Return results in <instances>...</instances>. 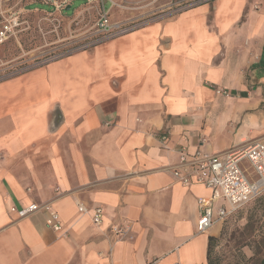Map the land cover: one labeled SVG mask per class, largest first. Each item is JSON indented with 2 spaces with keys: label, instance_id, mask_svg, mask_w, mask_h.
Listing matches in <instances>:
<instances>
[{
  "label": "crops",
  "instance_id": "crops-1",
  "mask_svg": "<svg viewBox=\"0 0 264 264\" xmlns=\"http://www.w3.org/2000/svg\"><path fill=\"white\" fill-rule=\"evenodd\" d=\"M258 139L264 0L202 2L0 80V264H210L212 190L174 170ZM46 202L62 233L10 211Z\"/></svg>",
  "mask_w": 264,
  "mask_h": 264
},
{
  "label": "rangeland",
  "instance_id": "rangeland-1",
  "mask_svg": "<svg viewBox=\"0 0 264 264\" xmlns=\"http://www.w3.org/2000/svg\"><path fill=\"white\" fill-rule=\"evenodd\" d=\"M203 1L105 0V4L113 20L143 25ZM60 4L64 6L57 10ZM101 6V0H0V31L6 25L12 28L0 40V80L101 44L95 28ZM263 204L264 195L221 223L214 249L220 264H254L255 252L261 253L258 260L263 257ZM245 238L247 246L242 245Z\"/></svg>",
  "mask_w": 264,
  "mask_h": 264
},
{
  "label": "built area",
  "instance_id": "built-area-1",
  "mask_svg": "<svg viewBox=\"0 0 264 264\" xmlns=\"http://www.w3.org/2000/svg\"><path fill=\"white\" fill-rule=\"evenodd\" d=\"M207 1L211 0L203 2ZM101 2L102 6L95 24L96 34L100 36L97 40L106 41L119 37L140 26L130 21L113 20L105 0ZM111 3L113 7L114 2ZM63 6L64 4H60L56 8L61 10ZM10 30L12 28L4 26L0 31V40ZM218 93L230 95L226 91ZM174 174L185 185L191 184L193 177L197 183L212 190L210 197H202L198 201L197 228L200 232H206L216 223L225 222L240 208L264 193V139L249 141L222 154H207L201 150L191 154L183 152ZM220 200H223V204L217 206ZM79 209L81 212L85 211L84 206H80ZM10 211L17 214L20 219L36 212H45L47 226L57 233L64 231L61 216L50 202L33 203L25 207L12 206ZM103 215V209L97 207L93 213V223L100 225ZM122 233L126 232L122 230Z\"/></svg>",
  "mask_w": 264,
  "mask_h": 264
},
{
  "label": "trees",
  "instance_id": "trees-1",
  "mask_svg": "<svg viewBox=\"0 0 264 264\" xmlns=\"http://www.w3.org/2000/svg\"><path fill=\"white\" fill-rule=\"evenodd\" d=\"M263 195H264V193L261 196H259L258 198H256L255 200L251 201V202L256 201L257 199H259ZM263 208H264V204H263ZM239 210H241V208ZM243 240H246V241L242 242V245L243 246L249 245V242H248L247 238H245ZM218 241H219V238L210 237V247H209V261H210V264H220L219 259L214 255V249H215L216 244L218 243ZM253 241L254 240H251L252 243H253ZM260 255H261L260 252H255V255L253 256V260H255L256 262L254 264H264V255H263L262 258H260V260H258V258H259Z\"/></svg>",
  "mask_w": 264,
  "mask_h": 264
}]
</instances>
